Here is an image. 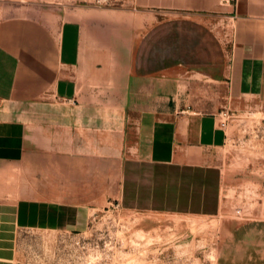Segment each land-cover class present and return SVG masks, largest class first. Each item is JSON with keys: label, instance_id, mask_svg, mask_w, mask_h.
<instances>
[{"label": "crops", "instance_id": "obj_1", "mask_svg": "<svg viewBox=\"0 0 264 264\" xmlns=\"http://www.w3.org/2000/svg\"><path fill=\"white\" fill-rule=\"evenodd\" d=\"M231 5L227 37L202 12L157 16L222 9L221 0L72 13L64 0L0 1V176L14 155L51 205L106 197L129 210L219 215L229 136L221 113L231 102L264 103V0ZM257 213L228 223V264H264ZM13 223L1 198L0 264H13Z\"/></svg>", "mask_w": 264, "mask_h": 264}, {"label": "rangeland", "instance_id": "obj_2", "mask_svg": "<svg viewBox=\"0 0 264 264\" xmlns=\"http://www.w3.org/2000/svg\"><path fill=\"white\" fill-rule=\"evenodd\" d=\"M64 1L72 13L80 6L125 9L139 0ZM232 1L221 0L222 9L212 10L161 8L157 16L202 12L215 31L230 37ZM223 112L229 115V136L219 152L225 185L217 216L129 210L106 197L79 206L51 205L27 184L16 156L7 155L0 199L14 216L12 263L228 264L223 247L234 245L228 223H252L257 212L264 213V103L231 102Z\"/></svg>", "mask_w": 264, "mask_h": 264}, {"label": "built area", "instance_id": "obj_3", "mask_svg": "<svg viewBox=\"0 0 264 264\" xmlns=\"http://www.w3.org/2000/svg\"><path fill=\"white\" fill-rule=\"evenodd\" d=\"M221 116L223 118H221ZM221 116H220V119H221L220 124L222 127H226L228 125L229 115L226 112H222Z\"/></svg>", "mask_w": 264, "mask_h": 264}]
</instances>
